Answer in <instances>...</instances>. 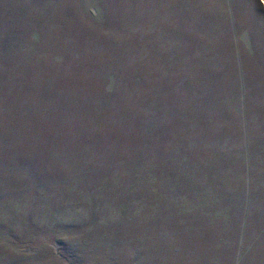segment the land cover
<instances>
[{"label": "rangeland", "instance_id": "1", "mask_svg": "<svg viewBox=\"0 0 264 264\" xmlns=\"http://www.w3.org/2000/svg\"><path fill=\"white\" fill-rule=\"evenodd\" d=\"M0 264H264V0H0Z\"/></svg>", "mask_w": 264, "mask_h": 264}]
</instances>
